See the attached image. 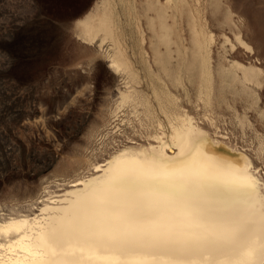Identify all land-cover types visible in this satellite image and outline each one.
I'll list each match as a JSON object with an SVG mask.
<instances>
[{"label": "bare ground", "instance_id": "bare-ground-1", "mask_svg": "<svg viewBox=\"0 0 264 264\" xmlns=\"http://www.w3.org/2000/svg\"><path fill=\"white\" fill-rule=\"evenodd\" d=\"M190 3L99 0L73 24L77 38L98 41L107 67L126 80L114 90L116 108L90 136L107 134L125 106L139 109L150 129L144 142L88 162L83 173L48 185L34 202L8 213L0 209V264H264V163L259 167L247 150L221 136L212 118L213 132L201 126L164 81L176 87L193 83L206 106L225 91L253 100L250 84H259L264 72L223 56L212 66L215 36L202 22L199 1ZM209 4L216 11L222 2ZM182 11L188 38L176 21ZM222 24L234 25L228 7ZM129 37L162 120L140 88ZM234 38L247 47L239 32ZM245 121L239 118V124ZM256 147V155L264 153L262 138Z\"/></svg>", "mask_w": 264, "mask_h": 264}, {"label": "rangeland", "instance_id": "rangeland-1", "mask_svg": "<svg viewBox=\"0 0 264 264\" xmlns=\"http://www.w3.org/2000/svg\"><path fill=\"white\" fill-rule=\"evenodd\" d=\"M97 1L0 0V209L5 213L14 206L34 202L48 185H62L83 173L88 162L109 151L146 140L149 122L139 109L134 111L128 106L111 119L107 134L90 136L116 108L114 90L124 88L126 82L107 67L97 48L98 41L90 45L75 35L73 24ZM198 1L188 0L191 5H199L205 28L215 36L212 66L217 63L215 59L223 56L225 62L236 60L264 72V0H221L216 11L210 0ZM225 7L233 14V26L222 24ZM178 14L177 24L188 38L187 15L183 11ZM234 32L240 33L248 48L235 40ZM222 34L229 43L223 41ZM132 38L129 37L130 46L135 41ZM147 45L148 42L144 44L145 50L151 54ZM135 47L137 56L133 59L141 79L140 88L150 96V103L162 120L153 88L147 84L149 74ZM164 81L175 92L170 90L181 107L195 116L201 126L213 132L208 122L212 118L221 136L247 150L254 162L263 167L264 153L256 155L255 149L259 138L264 140V117L259 111L264 109V73L259 84H250L254 101L225 91L214 97L213 105L206 106L198 100L193 83L185 81L187 87H176ZM155 84L159 86L160 82L155 79ZM240 117L248 124H239Z\"/></svg>", "mask_w": 264, "mask_h": 264}]
</instances>
